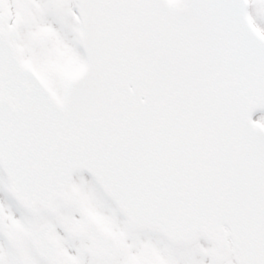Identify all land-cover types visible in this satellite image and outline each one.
Instances as JSON below:
<instances>
[{
  "label": "snow or ice",
  "instance_id": "6c2138e0",
  "mask_svg": "<svg viewBox=\"0 0 264 264\" xmlns=\"http://www.w3.org/2000/svg\"><path fill=\"white\" fill-rule=\"evenodd\" d=\"M0 264H264V0H0Z\"/></svg>",
  "mask_w": 264,
  "mask_h": 264
}]
</instances>
